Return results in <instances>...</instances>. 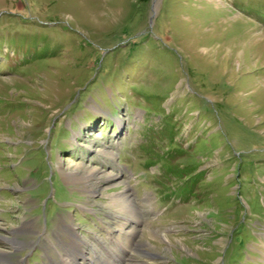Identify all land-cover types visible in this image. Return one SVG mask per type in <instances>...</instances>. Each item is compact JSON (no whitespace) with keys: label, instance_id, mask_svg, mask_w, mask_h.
Here are the masks:
<instances>
[{"label":"rangeland","instance_id":"obj_1","mask_svg":"<svg viewBox=\"0 0 264 264\" xmlns=\"http://www.w3.org/2000/svg\"><path fill=\"white\" fill-rule=\"evenodd\" d=\"M0 254L264 264V0H0Z\"/></svg>","mask_w":264,"mask_h":264},{"label":"bare ground","instance_id":"obj_2","mask_svg":"<svg viewBox=\"0 0 264 264\" xmlns=\"http://www.w3.org/2000/svg\"><path fill=\"white\" fill-rule=\"evenodd\" d=\"M78 171V170H77ZM96 172V171H95ZM79 173V172H78ZM71 173H66V178L69 180L70 179V177H71ZM79 177V176H78ZM93 177H95L94 176V174H92V175H86V176H81V178H78L76 181H80L81 183H83V184H89V182H90V180L93 178ZM91 193H92V195H95L96 193H97V191L96 190H92L91 191ZM76 240V239H75ZM78 240V239H77ZM80 243V242H79ZM21 243L20 242H18V241H16V240H14V242L12 243V245H14V248H18V246L17 245H20ZM74 244H75V242H74ZM80 245H82V242H81V244H79V245H76V247L77 246H79V247H81ZM70 246V245H69ZM75 247V249H73V250H76V249H79L80 250V248L79 247H77L76 248ZM69 250H72V249H69ZM69 252H72V251H69ZM108 255H110V256H112V254L109 252V251H107L106 252ZM85 254V253H84ZM79 255H81V254H79ZM82 256V258H83V261H85L86 262V260H87V257L86 256H84V255H81ZM7 258V255L6 254H0V264L3 262V260H5ZM113 258V257H112ZM78 262V260L76 261V259H74V260H71V259H69V258H64V257H62L61 258V263L62 264H78L77 263ZM80 264V263H79ZM83 264V263H82Z\"/></svg>","mask_w":264,"mask_h":264}]
</instances>
